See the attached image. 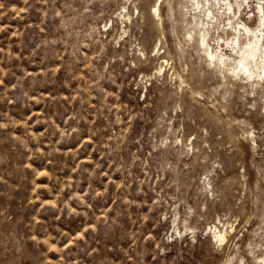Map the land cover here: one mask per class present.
I'll use <instances>...</instances> for the list:
<instances>
[{"label":"rangeland","instance_id":"374dc122","mask_svg":"<svg viewBox=\"0 0 264 264\" xmlns=\"http://www.w3.org/2000/svg\"><path fill=\"white\" fill-rule=\"evenodd\" d=\"M243 2L0 0V113L16 121L0 128V240L9 233L26 236L30 220L52 222V209L47 215L36 212L49 204L59 207L57 196L70 190L86 193L87 200L91 186L97 192L107 189L91 198V223L83 224L89 217L81 209L84 217L60 221L69 231L82 224L95 236L82 264H135L137 258L140 264L157 259L216 264L207 240L198 238L193 245L190 237L186 243L177 236L158 256L145 246L157 229L165 235L179 223L183 230V216L169 220L167 229L149 223L156 207L169 208L175 200L177 213L191 208L194 216L203 188L214 190L226 216L264 208V83L238 72V57L226 44L247 10L254 19L245 24H259L260 0L238 9L236 3ZM237 11L241 15L234 20ZM202 34L225 65L204 52ZM68 109L84 116L79 123L87 134L64 146L59 130L66 124L58 119ZM23 117L32 136L26 147ZM3 118L0 125L6 124ZM50 123L57 130L51 143L33 135ZM53 146L54 177L52 156L32 155L33 149L43 155ZM52 179L58 190H52ZM158 197H164L159 205ZM252 220V235L259 237L264 216L251 215L249 224ZM143 226L151 231H142ZM72 236L89 240L83 232ZM137 244L139 251H133ZM157 246L153 241L151 247ZM83 252L73 253L74 264H81Z\"/></svg>","mask_w":264,"mask_h":264},{"label":"clouds","instance_id":"9594fccd","mask_svg":"<svg viewBox=\"0 0 264 264\" xmlns=\"http://www.w3.org/2000/svg\"><path fill=\"white\" fill-rule=\"evenodd\" d=\"M261 4H264V0H260ZM238 9H249V0H244L242 4L236 5ZM259 7V5H256ZM241 13L237 11L234 16V20H238ZM254 14L251 10L246 11L245 20L239 21L241 28L246 26L247 23H252ZM260 30H264V18L259 19ZM7 92V89L5 90ZM3 98H6L3 96ZM70 113V114H69ZM49 115V114H46ZM0 116L4 117L6 124L0 125V128H6L8 125L16 123L11 117H8L6 113H0ZM58 119V118H57ZM84 116L76 112L73 109H68L58 119L65 123L66 126L59 130L60 140L66 142L64 146H67L70 142H79L81 137L87 134L86 126L79 123L83 120ZM20 122L24 123L26 127L22 129V137L25 141V147L27 143L31 141L32 136L28 133V121L25 117L20 119ZM73 125H77L73 127ZM16 130V129H15ZM11 129H8L7 139L12 142L10 136ZM57 130L53 128L52 124H49V128L44 133L33 134L39 139L47 138L51 143V135L55 134ZM16 139H21L17 137ZM57 149L53 146L48 153L41 155L36 149L32 150V155L36 158L47 159L50 155L53 160V168L50 175L55 176L57 170H55V153ZM76 150L73 149L72 157L75 156ZM71 158V157H70ZM46 166V165H45ZM99 167V165H97ZM82 171H86L82 165H80ZM34 171V170H33ZM92 174L98 176L99 173L96 169L92 170ZM64 183V187H69L67 182ZM52 183V190L57 189V182L55 179L50 180ZM79 186V181H77ZM107 189L97 192L95 189H91L92 196H103ZM204 195L201 196L196 203L195 215H192V209L177 213V203L175 200L171 202L169 208L156 207V212L153 213V219L149 223H159L164 229L168 228V221H180V217L183 216L182 227L183 230H178L180 224L177 223L172 227L171 232L162 235L160 229L156 230L155 236H150L148 244L145 246L147 251L155 252L157 256L160 251H163L168 247L166 241L174 240L177 236L184 238V241L195 245L198 238L207 240L208 250L211 255L216 257V264H225L228 260L229 264H264V233H261L259 237L252 235V225L256 223L252 220L249 224L251 215L264 216V208L259 210H253L245 212L241 210H233L230 215H224L223 211L216 205L217 195L210 187L201 189ZM41 193V192H40ZM40 193H37L40 195ZM86 193L70 190V194L58 195L57 203L59 207L53 208L50 204L46 205L41 211L36 212L41 216L42 213L47 215L46 209H52L54 212V219L52 222H47L44 219L37 224L34 221L29 222L28 234L21 236L19 239L12 233H9L8 237L0 240V264H74L73 253L80 254V250L83 249V255L81 256V264L83 262V256L87 254L89 243L95 237L91 231H83L82 224L74 231H69L67 226H61L60 221L62 218L82 216L77 209H81L89 218L85 219L83 224L91 223L92 213L88 212L89 207H93L90 201L92 196H89L86 200ZM161 201H164V197H158L157 205ZM43 203V201H42ZM237 204L240 201L236 202ZM75 205V207H73ZM36 211V209H35ZM162 213V215H160ZM192 217L191 222L189 217ZM84 217V216H82ZM222 233L221 239L214 238V232ZM142 231L150 232L151 228L147 226L142 227ZM83 232V236L89 237V240H83L82 236L73 237L72 233ZM135 236V234H133ZM137 240L142 239V236H136ZM23 241V243L21 242ZM66 241L70 242L73 246H69ZM157 242V248H152V242ZM141 245L137 244L133 251H139ZM102 254H107L104 249H101ZM50 255L54 257L50 259ZM119 255V252L116 253ZM99 257H93V261ZM127 264V262H126ZM135 264H140L139 258L135 261ZM156 264H160V260L157 259Z\"/></svg>","mask_w":264,"mask_h":264},{"label":"bare ground","instance_id":"6f19581e","mask_svg":"<svg viewBox=\"0 0 264 264\" xmlns=\"http://www.w3.org/2000/svg\"><path fill=\"white\" fill-rule=\"evenodd\" d=\"M223 2L226 5V8L229 10L233 9L234 5L230 2ZM239 4L241 3H236V5ZM200 5L201 4H199V6ZM258 5L259 19L264 18V4ZM233 29L235 36L232 40L227 41L226 44L233 49L238 59L237 67L233 66L231 70L234 71L236 67L242 76L252 80L257 83V85L260 81L264 83V30H260V23L256 28H251L247 24L244 28H241L240 24H236L235 26L233 25ZM200 43L204 46V52L210 58L218 57L220 63L224 64L223 57L210 49L206 35L202 34L200 36Z\"/></svg>","mask_w":264,"mask_h":264}]
</instances>
